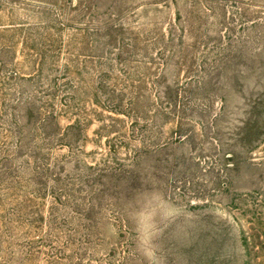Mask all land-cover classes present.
<instances>
[{
    "label": "rangeland",
    "instance_id": "374dc122",
    "mask_svg": "<svg viewBox=\"0 0 264 264\" xmlns=\"http://www.w3.org/2000/svg\"><path fill=\"white\" fill-rule=\"evenodd\" d=\"M0 264H264V0H0Z\"/></svg>",
    "mask_w": 264,
    "mask_h": 264
}]
</instances>
